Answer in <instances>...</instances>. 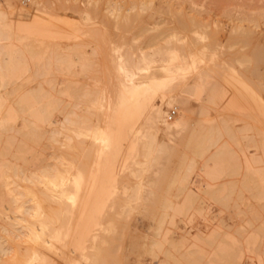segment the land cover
Listing matches in <instances>:
<instances>
[{"label": "bare ground", "instance_id": "1", "mask_svg": "<svg viewBox=\"0 0 264 264\" xmlns=\"http://www.w3.org/2000/svg\"><path fill=\"white\" fill-rule=\"evenodd\" d=\"M134 2L130 0L123 11L121 1H107L101 13L103 23H111L117 28L127 25L137 13L134 10ZM136 3H139L137 9L138 6H143L142 1ZM108 14L112 15L111 19ZM53 16L54 14L48 11L37 9L31 24H15L0 15V86H11L7 91H0V264H86L85 261L91 264L103 263V260H100L103 256L98 251V242H104L103 233L108 226L102 227L101 231L91 229L102 225L107 204H98V187L91 186L89 180L87 184L91 187L82 195L79 194L82 190L80 181H85L83 179L86 173L83 172L90 164H86L87 155L90 152L95 154L97 167L93 169L96 168L100 174H105L108 172L109 163V157L106 155L121 153V139L124 137H127L124 149V162H127V166L129 162L126 160L137 153L147 157L151 153L164 150L166 141L156 140L155 133L157 121L164 116V111L157 107L152 112L151 99L157 90L160 91L159 98L162 99L171 90L168 86L173 78L181 71L192 68L195 60L191 57L188 62L183 63L179 48L174 45L168 49L169 54L164 58L161 57L160 50L146 51L140 46L136 51L133 43L127 41L123 48V43L117 44L112 37L108 38L104 29L85 27L81 30L82 23L78 19L65 26L77 28L82 34L79 39H71L69 44L66 43L67 46L56 41L48 44L46 39L59 36L58 31L49 28L54 25ZM57 18L55 21H63L62 18ZM72 28L70 30H73ZM78 32H71L69 37H75ZM7 38H11V41L4 40ZM29 38L34 42H30ZM84 44L93 47L92 54H86L79 48ZM108 48L113 53H108ZM109 61L112 62L118 79L114 86V100L108 104L110 111L105 125L101 127L90 123L91 117L79 113L78 107L79 104L86 107L95 106L100 102L102 91L98 90V82L103 76H96L95 70L101 68L104 75ZM55 64L58 69L53 67ZM52 68L63 74L61 80L58 81L50 75ZM77 73L81 75L79 80L74 76ZM227 75L230 79L236 77L232 69ZM86 77L91 78L90 81ZM242 85L252 96H256L260 115L264 117L263 100L246 81L243 80ZM201 91L202 82L198 76L191 83V93L199 96ZM240 94L242 95L241 92ZM240 94L234 91L224 101L223 107H235L244 111L245 106L240 103ZM62 96L69 98L65 101L67 105L62 102ZM255 99L253 98L254 101ZM213 103L217 108L221 105L219 100H213ZM180 104L183 107L182 101ZM54 110L61 113L58 121L52 118ZM220 114L219 110L216 114L211 109L202 118L213 120ZM138 120H142L140 125L135 124ZM164 122L168 128L172 122L178 124L180 119L164 118ZM69 130L76 137L91 138L92 144H83L82 141L78 143V140L75 144ZM139 130V137L143 138L141 141L144 143L141 151L135 148L136 141L130 139L131 133H137ZM60 132L65 135L63 141L56 136ZM224 136L222 131L218 132V137ZM42 137L49 143L64 144L65 153L70 156L54 151L51 156H45L43 147L40 146ZM228 137L231 135L228 134ZM262 137L263 140L256 146L255 151L244 149L239 152L238 161H235V165L238 164L259 177L264 173V135ZM224 140L228 141L229 138ZM30 152L34 155H30L33 160L29 161ZM233 157L234 154L224 145L210 153L200 165L206 180L193 183L191 193L206 185L214 192V198H218V202L221 201L225 196V189L223 186L217 189L214 187L220 178L223 179V172L234 164ZM65 163L61 170L59 165ZM195 168L194 164H189L188 173ZM15 178L28 180L31 185L18 191L9 185L15 182ZM66 178L72 184V189L66 187ZM132 192L134 189L123 186L120 198L126 199ZM62 197L67 198L69 203L61 202ZM176 205L173 211L164 212V217L159 218L158 223L162 219L161 225H157L151 238L156 248L157 264H167L173 260L183 264L186 253L205 256L209 248H214V256L220 255L224 258V264H243L237 258L240 253L237 254L234 249L239 239L233 232L223 230L219 226L206 231L197 229L195 233L187 229L183 230L177 239L169 237L168 227L164 222L171 224L175 214L189 208L184 201ZM258 230L252 237H244L243 242L252 250L256 248L253 251L257 264H264V251L258 248L259 241L264 244V231L262 232L261 226ZM70 233H75L73 239ZM54 254L57 255L56 259L53 258Z\"/></svg>", "mask_w": 264, "mask_h": 264}, {"label": "rangeland", "instance_id": "2", "mask_svg": "<svg viewBox=\"0 0 264 264\" xmlns=\"http://www.w3.org/2000/svg\"><path fill=\"white\" fill-rule=\"evenodd\" d=\"M107 1L109 0H0V15L11 23L31 24L37 9L48 11L59 17V20L62 18L63 21H55L57 17L53 16L55 22L52 21L54 25L49 28L58 31L59 36L46 39L48 44L56 41L67 46L66 43L69 44L71 39H79L82 34L77 28L74 30L70 26L73 31L65 26L78 19L82 23L81 30L85 27L104 29L106 36L112 37L117 44L123 43V48L127 41L133 43L136 51L140 46L146 51L160 50V55L164 58L169 54L168 49L174 45L179 48L183 63L188 62L191 57L195 58L192 68L181 71L173 78L168 86L171 90L162 99L159 98V90L151 99L152 112L157 107L164 111V116L159 118L155 127L156 140L166 141L164 150L151 153L147 157L137 153L126 160L129 162L127 166V162H124L127 137H124L125 139H121L122 152L106 155L109 157V163L108 172L105 174H100L96 168L93 169L97 167L95 154L85 152L88 154L86 164H90L88 170L83 172L86 173L85 178L83 175L85 181H80L83 186L80 183L79 188L83 191L79 193L77 190V193L82 195L88 188L96 185L98 204H107L101 228L99 226L91 229L101 231L102 227L108 226L103 233L104 242H98V251L103 256L100 259L103 260L102 264H157L156 248L151 242L153 232L158 224L161 225L162 219L160 223L158 220L164 217V212L173 211L181 201L189 208L175 214L171 224L164 222L168 227L169 237L177 239L180 233L187 229L195 233L197 229L206 231L219 226L223 230L233 232L239 239L238 245L234 246L237 254L240 253L237 258L243 264H257L253 251L256 248L252 250L246 247L243 241L244 237H252L255 232H259L260 226L262 232L264 231V173L259 177L256 173L235 165V161H238L240 151H255L264 135V117L260 115L256 96H252L242 85V81H246L264 103V0H134V10L137 12L135 17L131 18L132 22L129 20L127 25L119 28L111 23H103L101 13ZM115 1L122 2L124 11L130 0ZM137 1L143 2V6H138V9ZM108 17L111 19L112 15L108 14ZM65 18L73 21L64 20ZM56 22L64 24L58 25ZM71 32L78 34L69 37ZM4 40L11 41V38ZM29 41L34 42L30 38ZM79 48L86 54L93 52V47L88 44L80 45ZM108 53L113 51L108 48ZM53 67L58 69L57 64ZM54 68L50 70V75L59 81L63 74ZM231 69L236 74L233 79L227 75ZM106 70L104 75L101 68L95 70L96 76H103L98 82V90L102 91L100 102L95 106L86 107L79 104L78 107L79 113L91 117L90 123L101 127L105 125L110 111L108 104L114 100V86L118 79L112 62L109 61ZM74 76H77L78 80L81 79L79 73ZM198 76L202 82V91L199 96H194L191 93V83ZM86 79L90 81L91 78ZM5 86H0L1 92L11 87L9 84ZM234 91L239 94L241 92L244 96L243 98L239 95V98H242L240 103L245 106L244 111L235 107H223L224 101ZM62 97V102L66 104L69 98ZM213 100H219L221 105L217 108ZM169 105H175V112L167 119L177 118L180 122H172L166 128L164 118ZM211 109L216 114L219 110L221 114L216 119L204 120L202 116ZM60 114V111L54 110L53 120L58 121ZM141 123L142 120L135 122L136 125ZM140 131L130 135V139L136 141L135 148L139 151L144 147L143 138L139 137ZM219 131L224 133L223 138L218 137ZM63 132L56 135L61 141L65 140ZM68 132L75 144L79 141L92 144L91 138L76 137L70 130ZM228 134L231 137H228ZM225 138L229 140L225 141ZM40 141L45 156H51L52 151L70 156L65 153L64 144L49 143L45 137ZM223 145L234 154V164L223 172V179L220 178L214 187H224V198L218 202V198L213 196L214 192L206 185L191 193L193 183L206 180L200 165L210 153ZM32 153H27L28 160H33L30 156L34 155ZM189 164L196 166L191 173L187 170ZM65 165L66 163L59 165V168L63 170ZM66 182V187L72 189L68 178ZM87 182L92 183L91 186ZM9 185L22 191L31 184L28 180L15 178V182ZM123 186L134 189L126 199L120 198ZM79 194L77 195L80 196ZM63 198L60 199L61 202L69 203L67 198ZM76 214L77 218L78 213ZM74 234L70 233L71 239ZM258 244V248L264 251V244L260 241ZM213 249L209 248L205 256L186 253L183 264H224V258L220 255L214 256ZM53 258L56 259L57 255L54 254ZM173 261H168L167 264H179Z\"/></svg>", "mask_w": 264, "mask_h": 264}, {"label": "built area", "instance_id": "3", "mask_svg": "<svg viewBox=\"0 0 264 264\" xmlns=\"http://www.w3.org/2000/svg\"><path fill=\"white\" fill-rule=\"evenodd\" d=\"M174 112H175V105H169V106L166 108L165 117H166V118H169Z\"/></svg>", "mask_w": 264, "mask_h": 264}]
</instances>
